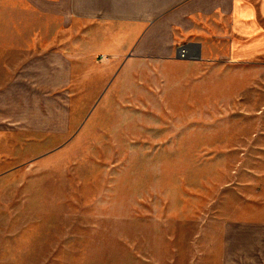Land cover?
<instances>
[{
	"label": "rangeland",
	"instance_id": "1",
	"mask_svg": "<svg viewBox=\"0 0 264 264\" xmlns=\"http://www.w3.org/2000/svg\"><path fill=\"white\" fill-rule=\"evenodd\" d=\"M258 52L0 61V264H264Z\"/></svg>",
	"mask_w": 264,
	"mask_h": 264
},
{
	"label": "crops",
	"instance_id": "2",
	"mask_svg": "<svg viewBox=\"0 0 264 264\" xmlns=\"http://www.w3.org/2000/svg\"><path fill=\"white\" fill-rule=\"evenodd\" d=\"M263 47L264 0H0V61L6 69L16 61L25 70L17 78L62 69L71 79L90 49L124 68L240 58Z\"/></svg>",
	"mask_w": 264,
	"mask_h": 264
},
{
	"label": "water",
	"instance_id": "3",
	"mask_svg": "<svg viewBox=\"0 0 264 264\" xmlns=\"http://www.w3.org/2000/svg\"><path fill=\"white\" fill-rule=\"evenodd\" d=\"M185 58H186V59H189V56H186ZM191 59H196V58L191 57Z\"/></svg>",
	"mask_w": 264,
	"mask_h": 264
},
{
	"label": "built area",
	"instance_id": "4",
	"mask_svg": "<svg viewBox=\"0 0 264 264\" xmlns=\"http://www.w3.org/2000/svg\"><path fill=\"white\" fill-rule=\"evenodd\" d=\"M181 55L183 56L184 55V52H182Z\"/></svg>",
	"mask_w": 264,
	"mask_h": 264
}]
</instances>
